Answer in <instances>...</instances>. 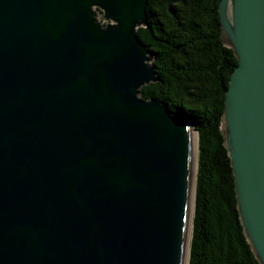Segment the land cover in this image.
Here are the masks:
<instances>
[{
	"label": "water",
	"instance_id": "water-1",
	"mask_svg": "<svg viewBox=\"0 0 264 264\" xmlns=\"http://www.w3.org/2000/svg\"><path fill=\"white\" fill-rule=\"evenodd\" d=\"M147 6L0 0V264H186L198 131L139 96L158 79L136 33ZM219 14L238 61L224 145L264 264V0H221Z\"/></svg>",
	"mask_w": 264,
	"mask_h": 264
},
{
	"label": "trees",
	"instance_id": "trees-1",
	"mask_svg": "<svg viewBox=\"0 0 264 264\" xmlns=\"http://www.w3.org/2000/svg\"><path fill=\"white\" fill-rule=\"evenodd\" d=\"M221 0H148L137 28L157 81L140 88L198 131V171L188 264H260L244 233L224 145L225 94L238 61L221 38Z\"/></svg>",
	"mask_w": 264,
	"mask_h": 264
},
{
	"label": "rangeland",
	"instance_id": "rangeland-1",
	"mask_svg": "<svg viewBox=\"0 0 264 264\" xmlns=\"http://www.w3.org/2000/svg\"><path fill=\"white\" fill-rule=\"evenodd\" d=\"M96 13H97V18L100 20L101 23L107 24L109 22L110 23L112 22V21H108V20L104 19L100 10H97Z\"/></svg>",
	"mask_w": 264,
	"mask_h": 264
},
{
	"label": "bare ground",
	"instance_id": "bare-ground-1",
	"mask_svg": "<svg viewBox=\"0 0 264 264\" xmlns=\"http://www.w3.org/2000/svg\"><path fill=\"white\" fill-rule=\"evenodd\" d=\"M195 144H196V149H197V143L195 142ZM192 216H193V213H192ZM191 232H192V224L190 223V235H191ZM188 259H189V251L187 250V253H186V264H188Z\"/></svg>",
	"mask_w": 264,
	"mask_h": 264
}]
</instances>
